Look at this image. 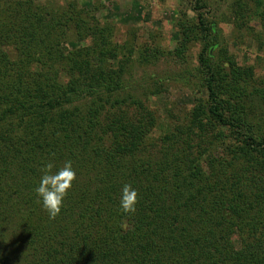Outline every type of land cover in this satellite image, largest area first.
<instances>
[{"label":"trees","instance_id":"1","mask_svg":"<svg viewBox=\"0 0 264 264\" xmlns=\"http://www.w3.org/2000/svg\"><path fill=\"white\" fill-rule=\"evenodd\" d=\"M201 1L194 0L196 9ZM44 6L0 0V264H264V134H254L253 106L243 100L251 69L229 59L227 71L209 61L206 39L214 24L197 12L207 112L241 139L248 166L230 150L206 160L176 152L154 158L153 167L144 159L151 120L139 111L126 116L119 106L126 97L102 111L121 86V67L100 65L98 76L68 78L51 41L62 19L80 14L68 7L54 16ZM79 21L76 29L93 35V44L80 46L68 62L88 66L92 54L105 60L114 51L109 36ZM114 74L110 96L98 94L109 87L104 75ZM85 96L92 98L78 119L70 107ZM203 113L191 110L192 122ZM69 160L77 180L52 220L34 189L46 162L59 169ZM124 184L139 192L130 216L120 208Z\"/></svg>","mask_w":264,"mask_h":264},{"label":"rangeland","instance_id":"2","mask_svg":"<svg viewBox=\"0 0 264 264\" xmlns=\"http://www.w3.org/2000/svg\"><path fill=\"white\" fill-rule=\"evenodd\" d=\"M35 1L45 5L46 11L55 10L54 16L68 7L80 14L72 15L67 22L62 19L65 25L62 31H53L51 41L55 53L60 55L58 60L62 67H58L67 71L68 78L82 73L98 76L95 71L100 65L109 70L121 67V86L113 91L109 101L103 102L102 111L112 101L120 102L126 97L118 103L126 116L132 117L139 111L151 120L152 126L147 133L149 142L145 158L142 157H148L153 167L156 164L154 158L176 152H188V158L194 156L206 160L212 155L228 156L230 150L241 158L242 165L248 166L241 139L216 123L207 112L208 97L198 63L205 39L194 24L198 11L203 13L206 24H214V30H208L206 39L209 61L227 71L229 59L251 69V76L246 84L243 83L247 85L243 100L247 107L253 106L254 134L261 136L264 134V2L257 5L254 0H248L247 5L239 7L237 0H202L203 7L196 9L194 0ZM79 16L94 34L102 32L109 36L114 51L103 55L105 60L100 61L92 54L91 64L86 66L81 60L73 63L66 59L80 46L93 44V35H84V30L76 29ZM183 39L186 40L184 49ZM178 48L181 52L176 53ZM104 76L109 87H100L96 91L102 95L105 90L110 96L108 89L116 83V75ZM128 96L142 107L132 103ZM91 98L85 96L73 102L70 108L78 119L80 113L86 111V101ZM196 108H202L204 113L193 123L189 114ZM260 176L264 181L262 173ZM256 185L260 187L257 182ZM233 241L236 248L241 246L236 233Z\"/></svg>","mask_w":264,"mask_h":264},{"label":"clouds","instance_id":"3","mask_svg":"<svg viewBox=\"0 0 264 264\" xmlns=\"http://www.w3.org/2000/svg\"><path fill=\"white\" fill-rule=\"evenodd\" d=\"M42 175L38 185L34 189L42 202L44 210L49 218L55 220L60 214L65 198L77 180L76 171L72 161H66L62 167L56 168L54 162L49 161L40 169ZM139 203V192L130 184H124L121 190L120 208L126 216L136 213ZM122 226H127L124 222Z\"/></svg>","mask_w":264,"mask_h":264}]
</instances>
